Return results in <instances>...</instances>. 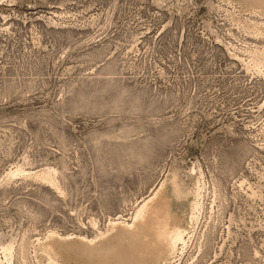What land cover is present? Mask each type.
Segmentation results:
<instances>
[{"label": "rangeland", "instance_id": "rangeland-1", "mask_svg": "<svg viewBox=\"0 0 264 264\" xmlns=\"http://www.w3.org/2000/svg\"><path fill=\"white\" fill-rule=\"evenodd\" d=\"M160 184L150 264H264V0H0V264H97Z\"/></svg>", "mask_w": 264, "mask_h": 264}, {"label": "bare ground", "instance_id": "bare-ground-1", "mask_svg": "<svg viewBox=\"0 0 264 264\" xmlns=\"http://www.w3.org/2000/svg\"><path fill=\"white\" fill-rule=\"evenodd\" d=\"M161 192L162 184L141 199L130 223L113 221L109 224L111 230H116L115 243H106L104 247L98 248L94 241L83 239L77 247H67L79 252L80 257L96 258L97 264H150L164 261L175 252L178 244H183L184 230L177 224L176 216L170 212L169 200ZM53 236L50 233L48 238L51 245L55 241ZM124 238L129 240L126 246L118 241Z\"/></svg>", "mask_w": 264, "mask_h": 264}]
</instances>
